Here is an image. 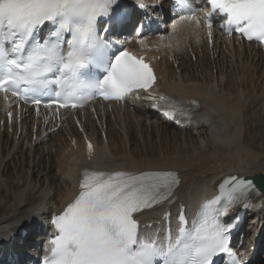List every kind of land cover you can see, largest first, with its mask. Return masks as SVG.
I'll list each match as a JSON object with an SVG mask.
<instances>
[{
  "label": "bare ground",
  "instance_id": "1",
  "mask_svg": "<svg viewBox=\"0 0 264 264\" xmlns=\"http://www.w3.org/2000/svg\"><path fill=\"white\" fill-rule=\"evenodd\" d=\"M166 26L147 46L155 52L151 59L157 85L166 97L180 106L195 104L176 109L182 123L169 126L131 100L111 106L112 111L96 107L97 119L85 109L77 114L95 145L87 157L73 114L65 111L56 127L50 117L36 119L25 112L20 131L16 124L0 130V243L12 234L18 237L21 228L35 230L38 214L62 210L79 193L84 170L177 171L181 182L170 199L139 216L146 224L157 223L167 210L177 212L181 205L190 209L200 197L211 198L226 175L264 178V127L253 134L262 136L261 147L254 140L243 141L241 132V123L250 120L248 111L260 110L264 119V48L217 30H212L210 48L205 31L193 23ZM248 205L245 217L252 229L245 231L249 239L244 247L249 252L264 230V197L252 195ZM262 252L264 264V243Z\"/></svg>",
  "mask_w": 264,
  "mask_h": 264
},
{
  "label": "snow or ice",
  "instance_id": "2",
  "mask_svg": "<svg viewBox=\"0 0 264 264\" xmlns=\"http://www.w3.org/2000/svg\"><path fill=\"white\" fill-rule=\"evenodd\" d=\"M208 4L209 26L214 14L221 15L230 34L234 30L264 43V0H208ZM114 5L117 0H0V92L19 96L23 86L27 98L28 93L56 84L60 91L52 103L75 109L96 95L122 100L137 89L150 88L155 77L149 64L127 50L110 55V45L98 35V18L107 17L110 26L124 22ZM46 23L53 29L41 41L38 30ZM65 33L71 37L66 41ZM90 66L101 70L103 78L90 76L86 71ZM147 98L167 99L159 94ZM92 151L89 142V155ZM179 183L175 171L84 170L78 195L53 218L58 234L50 241L45 264H213L216 255L229 251L232 225L220 217L257 191V185L254 178L229 177L219 185L220 197L204 206L194 231L181 232L182 239H141L135 214L169 199ZM221 198L223 206L214 208ZM231 255L232 264H241Z\"/></svg>",
  "mask_w": 264,
  "mask_h": 264
},
{
  "label": "rangeland",
  "instance_id": "3",
  "mask_svg": "<svg viewBox=\"0 0 264 264\" xmlns=\"http://www.w3.org/2000/svg\"><path fill=\"white\" fill-rule=\"evenodd\" d=\"M214 72H215V70H214ZM256 75L257 74H255V76ZM214 76L216 79L215 73H214L213 77ZM247 85L250 86V83H248ZM259 111L260 110H251V111L247 112L250 115V120L247 123L246 122L241 123V127H242L241 132H242V140L243 141H244V139L248 140V141H250V139H251L252 141L254 140L256 145L261 147V142L259 141V139L262 136H259L260 134H257L255 137H253V134L255 132H259V130H261L264 127V124H263L264 119L260 118V116H259L260 112ZM147 120H149V119H147ZM195 137H198V135L196 134ZM60 139H62V138H60ZM158 144H159V142H158ZM34 236H31V239L32 238L35 239Z\"/></svg>",
  "mask_w": 264,
  "mask_h": 264
},
{
  "label": "water",
  "instance_id": "4",
  "mask_svg": "<svg viewBox=\"0 0 264 264\" xmlns=\"http://www.w3.org/2000/svg\"><path fill=\"white\" fill-rule=\"evenodd\" d=\"M254 179H255L258 183H260V184L263 186V188H264V178H263V176L259 175V176L255 177Z\"/></svg>",
  "mask_w": 264,
  "mask_h": 264
}]
</instances>
